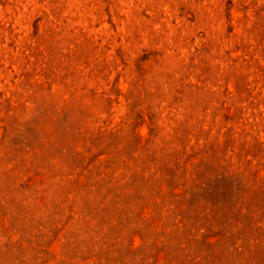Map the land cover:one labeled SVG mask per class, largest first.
I'll return each mask as SVG.
<instances>
[{
    "label": "rangeland",
    "instance_id": "rangeland-1",
    "mask_svg": "<svg viewBox=\"0 0 264 264\" xmlns=\"http://www.w3.org/2000/svg\"><path fill=\"white\" fill-rule=\"evenodd\" d=\"M0 264H264V0H0Z\"/></svg>",
    "mask_w": 264,
    "mask_h": 264
}]
</instances>
